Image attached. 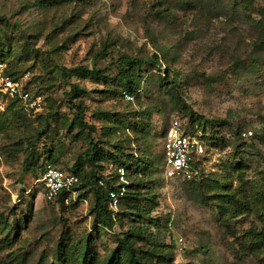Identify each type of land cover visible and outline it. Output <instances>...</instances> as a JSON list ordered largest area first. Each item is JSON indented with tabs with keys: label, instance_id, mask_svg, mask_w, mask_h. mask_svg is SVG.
<instances>
[{
	"label": "rangeland",
	"instance_id": "1",
	"mask_svg": "<svg viewBox=\"0 0 264 264\" xmlns=\"http://www.w3.org/2000/svg\"><path fill=\"white\" fill-rule=\"evenodd\" d=\"M0 17L7 21L0 27L5 24L11 33L8 53L0 57L2 70L15 72L45 102L29 118L0 117V222L7 221L0 223L1 264H54L60 242L83 251L82 241L95 235L90 195L75 207L50 203L39 169L23 168L32 142L40 162L50 153L64 169L86 154V132L68 127L75 116L71 85L82 90L72 103H80L85 122L98 128L94 139L120 144L129 154L125 136L109 135L110 123L94 119L98 112L124 116L144 135L138 155L152 166L145 180L153 183H145L147 190L134 189L146 212L151 202L155 207L141 214L143 219L137 211L120 210L123 221L101 229L93 242L101 259L118 237L140 225L169 264H264V252L251 241L264 226V0H0ZM14 26L24 31L19 34ZM154 53L162 56V71L169 68L170 78L183 81L178 91L183 106L160 91L158 68L148 63L133 103L119 99L113 82L62 73L82 67L115 75L119 57L148 60ZM174 118L193 132L206 124L199 183L162 175V137ZM241 132L251 136L240 137ZM116 166L107 159L97 172L109 175ZM83 175L91 176L90 165H84ZM234 205L243 206L241 215L234 214ZM14 223L12 231L7 224Z\"/></svg>",
	"mask_w": 264,
	"mask_h": 264
},
{
	"label": "trees",
	"instance_id": "2",
	"mask_svg": "<svg viewBox=\"0 0 264 264\" xmlns=\"http://www.w3.org/2000/svg\"><path fill=\"white\" fill-rule=\"evenodd\" d=\"M45 1V0H42ZM240 1L242 4H247L249 0H236ZM7 22L6 19L0 17V24ZM15 29L19 28L18 26H14ZM8 26L3 24L0 27V57L8 53L9 44L8 39L11 38V33L8 34L7 31ZM13 28H11L12 30ZM19 28V34L22 33ZM264 44V40L262 41ZM23 49H27L23 47ZM167 52H162L163 56ZM154 53L151 58L148 60H142L137 58H132L127 55H123L119 57L116 62H114L113 66L115 68V75L108 73L103 74L97 68H93L92 70H88L86 68H75L71 70H62V73L65 77L76 76V77H88L91 79H95L98 82L103 83H111L113 82L116 86L117 96L121 101L126 103H133L138 95L141 93L140 90V81L142 80V66L145 63H148L152 68H158L159 73L158 76V88L163 93L169 95L178 106L184 105V103L178 98V91L183 86V81L181 78L176 75L175 78H170L172 72L169 68L165 71H162L160 68L161 58L162 56ZM161 56V57H160ZM0 65H2V60H0ZM162 71V72H161ZM3 73L6 76H9L13 80H18L19 77L16 76L15 72H8L7 69H3ZM82 90L75 85L70 86V91L68 93L69 101L71 103V108L75 111V116L71 123L68 124L69 128L77 126L79 130L85 131V140L89 142L90 147L88 148L86 154L83 158H78L75 164L71 168H61L67 172H70L76 175L79 178L80 184L76 188L78 192L77 201L71 203L70 205H65L62 201V198H58L54 203L61 206H71L75 207L77 203L85 199L88 195L91 196V215L93 216V230L95 231L94 237L91 235L87 236L83 241L84 250L81 251L79 246L76 244H71L69 247H62L61 242L58 244L56 253H55V263L54 264H169L170 259L160 254L159 247L153 246V243L150 240L146 239V226H135L133 225L122 237H118L116 239L115 248L109 252L106 257L103 259L100 258L98 252L93 247L94 240L99 237V232L101 229L111 230L118 221H123L124 212H119L120 210L124 211H137L139 214L137 216L143 219V216H147L151 211V207H155L156 204L151 202V206L149 212H146L144 206H140V197L137 196V190L134 187L137 185L141 189L147 190L149 187L145 186V183H153L147 182L145 179L148 178V170L152 166H148L146 160L138 155V143L141 141L143 134L137 131L135 126L131 125V121H127L128 118H123L124 116H120L117 118L116 115L98 112L94 114V119L100 122L107 121L110 123L108 128L109 135L113 132L117 131L123 134L129 143V154H125L124 146L120 144L112 145L108 140H105L100 137V139H94L95 134L99 133L98 128L95 125L88 124L85 122V110L83 106L79 104L72 103L73 100L81 97ZM128 94L133 97L132 102H127L124 100L123 95ZM6 113H11L16 116V118H21L20 115L24 117H30L26 113L23 112L19 100L14 99L10 100L3 111H0V117L5 116ZM137 117L140 116L139 112L135 113ZM53 117V115L51 116ZM140 119V118H139ZM191 119V118H190ZM140 120H138L139 123ZM192 122V121H191ZM183 125V124H182ZM184 127V126H183ZM184 129L191 135L195 136L201 144L205 146L204 143V135L207 131L206 124H199L196 126V129L199 131V134L193 132V130H188L184 127ZM102 131V130H101ZM141 131V130H140ZM167 131V130H166ZM139 132V133H138ZM45 131L39 133V137L42 136ZM138 133V134H137ZM244 132H241L239 136L241 137ZM133 134L139 138L133 137ZM166 132L162 137L161 142V168L162 175L165 166L164 153H163V139L165 137ZM143 135V136H142ZM104 136H107L106 131H104ZM216 137V136H215ZM212 136L210 140H216ZM123 141V140H122ZM212 145L214 142L211 143ZM132 145V146H131ZM134 145V146H133ZM135 147V149H134ZM104 148H112L115 153H104ZM127 159L125 162L122 159ZM110 160L113 163H117L118 166L115 167L113 173L109 175H102L98 173V169L101 168V163L104 160ZM58 161L52 157V154H48L47 158L40 162L39 154L36 149V144L34 142L29 143L28 145V153L26 159L23 162V168L26 173H31L35 169H39L38 175L39 179L44 173L46 165L58 166ZM163 163V165H162ZM88 164L91 166V176L87 177L83 175L84 165ZM192 165L198 170V177L192 179L190 181L183 182L184 184H192L196 182H201L202 177L200 173V160L196 159L192 161ZM120 169L124 170L125 173V184L119 183V173ZM35 172V171H34ZM127 179L130 182H127ZM132 179V181H131ZM103 182V186H100L99 183ZM121 186L125 187V194L121 198L118 206L117 212H113L109 208V192L117 191ZM140 193V192H139ZM220 197V196H219ZM230 197V196H228ZM233 201V198L230 197ZM229 199V198H227ZM226 203H229V201ZM125 205V206H123ZM123 207V208H122ZM234 207V214L241 215L243 213V206ZM241 211V212H240ZM141 214L143 216H141ZM236 216V215H235ZM156 220V219H155ZM154 220V221H155ZM149 221H152L149 218ZM135 222V221H133ZM0 223H7L6 219ZM7 226L11 227V230L14 231L16 224H7ZM252 245L255 246V250L259 252H264V226L263 228L255 233L252 237ZM147 242L150 246L148 249H144L143 243ZM163 251V250H162ZM1 264V263H0ZM5 264V263H4Z\"/></svg>",
	"mask_w": 264,
	"mask_h": 264
},
{
	"label": "built area",
	"instance_id": "3",
	"mask_svg": "<svg viewBox=\"0 0 264 264\" xmlns=\"http://www.w3.org/2000/svg\"><path fill=\"white\" fill-rule=\"evenodd\" d=\"M24 77H27L25 75ZM127 102H132L133 97L124 94ZM19 100L20 106L28 116L39 114L45 105L41 94H32L24 86L22 78L13 80L3 73L0 65V111H3L10 100ZM243 137L251 136V133L242 134ZM163 153L165 166L163 177L168 180L181 182L190 181L198 177V170L192 165V161L201 157L205 151L200 141L189 134L182 123L174 118L171 120L163 139ZM119 183L125 184V173L123 169L118 171ZM40 182L44 191V197L48 202H55L62 198L65 205L74 200L77 201L79 178L58 166L46 165ZM103 186V182L99 183ZM125 194V187L121 186L117 191L109 192V208L115 213L119 202ZM181 242V240H180Z\"/></svg>",
	"mask_w": 264,
	"mask_h": 264
}]
</instances>
